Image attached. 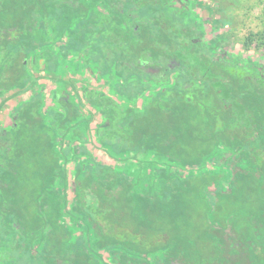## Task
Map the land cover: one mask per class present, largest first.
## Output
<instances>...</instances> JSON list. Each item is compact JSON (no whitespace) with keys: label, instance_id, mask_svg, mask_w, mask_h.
I'll return each instance as SVG.
<instances>
[{"label":"trees","instance_id":"obj_1","mask_svg":"<svg viewBox=\"0 0 264 264\" xmlns=\"http://www.w3.org/2000/svg\"><path fill=\"white\" fill-rule=\"evenodd\" d=\"M73 61L115 75L121 97L79 95L61 77ZM40 72L71 93L55 90L48 105L32 92L0 122V264H264V73L255 65L198 44L168 0H0V108L31 92ZM91 139L132 169L96 163L83 145ZM83 157L66 211L59 185ZM165 163L194 173L155 175ZM207 164L227 173L203 172ZM223 177L227 187H215Z\"/></svg>","mask_w":264,"mask_h":264},{"label":"rangeland","instance_id":"obj_2","mask_svg":"<svg viewBox=\"0 0 264 264\" xmlns=\"http://www.w3.org/2000/svg\"><path fill=\"white\" fill-rule=\"evenodd\" d=\"M169 6L180 15H186L190 18V23L193 27L195 40L204 48H210L213 51L222 55H229L243 62H248L255 65L261 72L264 73V0H168ZM78 61L63 63V71L61 77L65 80L69 79L72 86L76 89L78 94H81L83 88H95L112 97L119 99L120 94L115 92V85L120 81L115 75L97 76V72L93 64H91L92 72L85 69L82 65L76 67ZM90 70V71H91ZM93 73L95 75H93ZM41 78L33 87L31 92L19 95L16 98L7 100L0 108V122L8 121L9 108L21 100H27L30 94L35 91H41L44 98L47 100L48 105L51 94L57 89L71 93L70 84H61L57 81L46 80V75L51 73L40 72L36 74ZM157 89L145 91L144 94L148 95L155 92ZM141 96L137 98L135 108H141ZM91 126L100 122V117L94 112ZM83 136H87V130L84 126L80 129ZM91 133V132H90ZM87 141L83 145L89 150L90 158L94 159L96 163H103L114 167L116 170L129 172L132 169L131 165L135 161L129 158L121 160L110 157L107 152L94 144V140ZM88 157V158H89ZM87 157L71 160L67 164L66 180L63 187L59 185L60 193L65 196L66 211H73V189L70 184L72 175L74 173L75 163L83 167ZM167 164H159L158 167L154 166L153 172L156 175L159 169L166 168ZM170 169V170H169ZM168 170L171 174L190 175L194 173L192 170H181L178 167L170 166ZM148 171V170H147ZM203 172L211 171L219 173L222 171L220 167H212L207 164ZM224 174L226 171H222ZM148 172H143V175ZM218 185L226 188V178L223 177L215 187ZM65 215L66 223L70 226L73 232V238L85 239L83 226L78 221L70 222V217ZM226 234V232H224ZM101 257L106 262H109V257L106 253L101 252Z\"/></svg>","mask_w":264,"mask_h":264},{"label":"crops","instance_id":"obj_3","mask_svg":"<svg viewBox=\"0 0 264 264\" xmlns=\"http://www.w3.org/2000/svg\"><path fill=\"white\" fill-rule=\"evenodd\" d=\"M12 107H13V106H12ZM12 107H10L9 110H11ZM8 113H9V112H8Z\"/></svg>","mask_w":264,"mask_h":264}]
</instances>
